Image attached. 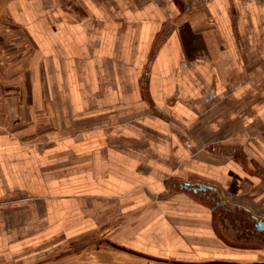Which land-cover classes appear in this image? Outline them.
Instances as JSON below:
<instances>
[{
  "label": "crops",
  "instance_id": "1",
  "mask_svg": "<svg viewBox=\"0 0 264 264\" xmlns=\"http://www.w3.org/2000/svg\"><path fill=\"white\" fill-rule=\"evenodd\" d=\"M7 3L42 88L39 132L0 130V264L115 220L136 253L202 257L222 240L192 176L264 204V0Z\"/></svg>",
  "mask_w": 264,
  "mask_h": 264
},
{
  "label": "rangeland",
  "instance_id": "2",
  "mask_svg": "<svg viewBox=\"0 0 264 264\" xmlns=\"http://www.w3.org/2000/svg\"><path fill=\"white\" fill-rule=\"evenodd\" d=\"M41 72L40 52L23 26L11 16L7 0H0V130L27 128L39 132L41 116L38 108L41 102L35 98V93L42 88ZM192 177V181H204L218 186L216 182ZM222 190L229 199L238 196L229 188ZM168 192H171L170 185L156 198H168ZM196 197L205 202L198 193ZM205 203L211 207L208 202ZM149 212L148 209L140 213L144 217ZM119 223L115 220L94 232L73 238L50 253L42 251L31 260H20L17 264H264V254L262 257H254L249 249L239 248L231 240L221 238L217 232L218 238L222 240L217 248L210 239L200 247L195 243L191 246L193 252L202 248L206 252H203L204 256L214 259L192 255L188 260L190 262H187V253L176 255L181 259L136 253L119 243Z\"/></svg>",
  "mask_w": 264,
  "mask_h": 264
},
{
  "label": "flooded vegetation",
  "instance_id": "3",
  "mask_svg": "<svg viewBox=\"0 0 264 264\" xmlns=\"http://www.w3.org/2000/svg\"><path fill=\"white\" fill-rule=\"evenodd\" d=\"M185 185L204 198L213 210L214 227L226 241L247 248L254 257L264 254V204L254 206L243 200L256 190L243 189L235 199H229L224 191L211 183L188 180Z\"/></svg>",
  "mask_w": 264,
  "mask_h": 264
}]
</instances>
